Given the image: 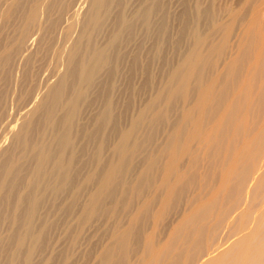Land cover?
Wrapping results in <instances>:
<instances>
[{
	"label": "bare ground",
	"instance_id": "6f19581e",
	"mask_svg": "<svg viewBox=\"0 0 264 264\" xmlns=\"http://www.w3.org/2000/svg\"><path fill=\"white\" fill-rule=\"evenodd\" d=\"M84 2L87 7L77 19V6ZM119 7L127 8L128 0H0V120L17 61L21 65V97L36 95L34 80L42 65L48 60L49 65H55L59 54L64 61L62 72L23 115L20 125L12 132L10 144L0 148V264H32L42 244L47 245L48 226L63 222V229L71 230L68 214L81 199L80 216L74 221L80 229L89 227L93 216L113 212L115 217L114 205L108 209L104 201H115L120 195L118 205L122 211L127 209L128 197L142 199V203L135 212L137 215L102 253L101 262L109 264L116 253L126 261L137 220L147 214L149 204L138 179L143 181L144 190L154 189L159 196L167 194L163 199L157 197L162 210L164 201L169 202L178 193L176 190L181 192L196 184L200 175L196 169L203 160L208 171L202 188L206 194L213 187L210 191L213 202L219 195L214 194V169L219 170L223 179L218 189L230 193L238 187L240 177L243 185L260 160L264 164V0H240L225 21L214 20L213 40L204 36L195 24L188 33L189 46L178 66L150 104L129 120V127L113 144L111 156L105 158L108 141L104 132L111 128V138L114 137L121 121V116H117L120 102L113 98L116 85L109 79L119 73L123 58L120 47L126 48L131 41L129 35L138 29L149 30L151 16L162 5L159 0H142L129 15L125 11L120 13ZM66 15L72 17L63 27V37L69 44L61 48L55 45V33ZM77 25V35L71 38ZM158 28L163 32L164 25ZM32 43L36 44L34 50H30ZM225 55L223 69L205 81V67L216 68ZM136 56L134 62L139 60ZM192 84L197 95L195 103L188 106ZM98 97H102V105L90 120L93 132L88 138L94 136L100 142L89 156L79 142L86 136L81 117ZM175 100L187 106L181 116L184 127L174 133L179 139L173 142L171 138L162 146L157 163L151 154H144L134 193L126 194L129 185L124 177L139 149L132 139L145 120L144 114L156 110L157 105L156 120L160 121ZM12 127L15 128L13 124ZM201 145L205 146V153L199 151ZM90 159L94 167L87 169ZM184 161L193 164L188 173L183 170ZM260 186L264 188V173ZM66 191L69 194L66 206H58L53 200ZM194 209L176 231L183 234L186 226L210 210L199 205ZM261 220L264 221V215ZM257 228L256 222L248 234L231 246V258L218 261L209 258L204 264H264V247L254 244ZM154 235L153 231L148 233L142 256L166 255L165 249L157 252L154 249ZM196 235L197 232H189L185 234L187 240L179 243L187 250L188 240ZM76 241L77 236L72 239ZM175 254L180 256L177 251Z\"/></svg>",
	"mask_w": 264,
	"mask_h": 264
},
{
	"label": "rangeland",
	"instance_id": "374dc122",
	"mask_svg": "<svg viewBox=\"0 0 264 264\" xmlns=\"http://www.w3.org/2000/svg\"><path fill=\"white\" fill-rule=\"evenodd\" d=\"M141 1L128 0L127 8L122 9L119 7L117 10L120 13L125 11L126 15H129L130 11ZM159 1L162 8L151 16L149 30L138 29L137 32L129 35L131 41L127 47L122 48L123 45L120 47L123 58H120V65L118 64L117 71L119 73L116 72L115 75L109 78L116 85L113 98L115 101L118 100L117 102H120L117 106V116H121L119 118L121 121L119 127L115 130L116 135L114 137L111 138V128L104 132V136L107 135L108 141L104 150L106 159L111 156V148L119 134L129 127V120L150 104L157 90L162 88L169 74L178 66L180 58L185 54L189 46L188 33L190 29L197 24L204 36L213 40L212 22L218 19L225 21L230 11L235 9L240 2V0ZM84 3L77 6V19L81 17L87 7V3ZM70 20H72V17L66 15L60 25L61 27L57 29L54 41L56 46L61 48L68 46L69 41H66L63 37V27ZM161 24L164 25L163 32H160L158 28ZM111 26L112 21H110ZM77 32L78 25L73 30L72 34H74L73 36L71 34V38H74ZM104 39L105 37L103 36L102 40ZM35 47L36 44L32 43L30 50H34ZM134 54L139 58L136 62L133 61L136 56ZM226 61L227 55L224 56L216 68L214 66L205 67V81L218 75ZM49 63L48 60L41 66L34 80L36 95L21 97L19 93L21 65L20 62H16L13 70L15 73L13 72L6 97L5 110L0 120V148L10 144L12 132L20 125L23 115L64 69L63 57L60 54L55 65H49ZM196 95V88L192 84L188 106H192L195 103ZM101 105L102 97H98L90 104L85 114L81 117V122L84 123L82 131L86 136L79 142L88 151L89 156L95 150L97 143L99 144L100 142V138L96 139L94 136L88 138V135L93 132L90 120L95 118L93 116L101 108ZM128 105L130 110L128 111V108L124 110V107ZM155 106L157 110L158 107L157 105ZM171 108L166 117L160 121L156 120V110L147 111L144 114L145 120L139 125L132 139V142L139 145V149L134 155L136 158L132 160V167L124 177L125 182L129 185V190L126 194L134 193L135 179L139 171L142 170L144 154H151L155 157L153 160H156L157 163L159 157H161L157 155L161 153L162 146L171 138H174L173 142L176 138L179 139V135L174 136V133L184 127V121L181 116L185 113L183 111L187 109V106H182L180 101L175 100ZM7 116L10 117L8 118ZM12 124L15 128L12 127ZM5 138H7L6 141ZM194 146L192 144V148ZM199 151L205 153V146L201 145ZM236 159L238 165V157ZM87 165V169L94 167L93 160L90 159ZM192 166L191 162L184 161L183 170L188 173ZM196 170L200 174L196 184L194 186L190 184L181 192L176 190L175 192L178 193L172 195L169 202L166 203V200L164 201L165 206L162 210H160V200L157 197L163 199L167 197V194L159 196L157 192H154V189L144 190L143 181L138 179L142 185V192L145 198L149 199L147 214L145 216L140 215L137 220L129 242L130 253L128 260H122L121 255L116 253L109 264H149L150 262L151 264L154 262L158 264H204L209 258H214V261L222 258H231V246L248 234L255 227L256 222L258 223V228L254 237V244L255 246L264 247V221L261 220V216L264 215V188L260 186V179L264 173L262 160H260L251 178L249 177V181L241 185L240 177L238 179V187L230 193L229 190L221 192L218 189V183L221 180L223 181V179L219 175V170L214 169V185L216 184L214 186V191L216 189L214 194H219L214 198V202L212 194L210 195L213 187L206 194H204L202 188L207 179L204 178L208 171L206 161L203 160L199 163ZM116 192L120 193L119 188H116ZM175 192L170 193L173 194ZM120 196L115 201L110 199L104 201V206L108 209L114 205L115 217H112L113 212H110L111 214L109 215L93 216L89 221L90 226L83 229H80L74 222L76 217L80 216L81 199L73 208V212L68 214L67 223L70 225L71 230L66 231L63 229V222L61 224V222L56 221L50 227L48 226L47 245L42 244L32 264H40V262L44 261L45 264H102V253L111 245L113 238L125 230L128 221L137 215L135 212L139 210L137 208L142 203V199L134 200L128 197L126 200L127 209L122 211L118 205L121 201ZM196 199H198V203H195ZM67 200H69V194L66 191L53 201L58 206H66ZM169 203L171 204L169 205ZM198 205L201 208L203 207V209H210L207 215L186 226L183 234V231H176L184 217L190 212L196 211L194 208ZM213 206L214 209H212ZM5 230V227L2 228L3 233ZM151 231L155 232L152 237L154 249L156 252L160 248L165 249L166 255L164 257L156 254L153 256L152 254L142 256V251L148 244V233ZM189 232H197V235L188 240L189 245L187 250H185L179 242L187 240L185 234ZM76 236L77 241L72 242V239ZM169 248H172V250H169ZM175 251L180 256H177Z\"/></svg>",
	"mask_w": 264,
	"mask_h": 264
}]
</instances>
